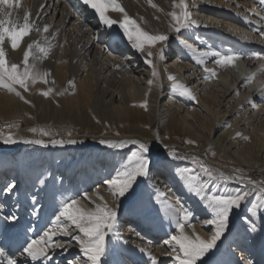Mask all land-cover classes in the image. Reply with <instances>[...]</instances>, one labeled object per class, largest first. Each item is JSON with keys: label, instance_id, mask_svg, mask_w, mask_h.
Instances as JSON below:
<instances>
[{"label": "bare ground", "instance_id": "obj_1", "mask_svg": "<svg viewBox=\"0 0 264 264\" xmlns=\"http://www.w3.org/2000/svg\"><path fill=\"white\" fill-rule=\"evenodd\" d=\"M119 2L144 31L168 32L170 16L167 14L174 10L173 0H152L162 11L151 7L147 0ZM188 3L192 19L198 21L200 26L182 35L192 45L196 43L193 47L198 51L208 48L221 52L237 49L245 55H264V38L254 31L264 27L259 17L253 14L264 13V5L258 0H195L194 6L192 0H188ZM12 11L14 18L18 15L22 19L25 12H30L33 17L38 15L37 23L41 27L48 25L50 32L58 33L54 41L57 47L38 65L41 70L50 71L49 85L37 83L30 93H23L32 102L30 105L0 90V122L12 118L20 126V136L26 139L40 138L28 129L43 127L59 132L57 138L77 140L76 144L66 143L62 147L49 144L41 150L22 140L15 144H4L6 153L20 151L12 157L16 163L14 171L8 174L17 187L11 193L6 192V186L1 187L5 184V178L0 185V214L14 212L20 217L16 232L10 233L7 240L17 259L24 260L17 249L18 239L24 237L25 230H28L29 239L42 235L50 226L54 207L58 208L60 202L68 196L88 192L96 199L94 193L99 187V196L109 204L112 203L103 180L112 172L113 164L135 149L130 147L124 153L114 155L112 150L99 144L101 139H138L149 144L150 156L153 161L157 158L159 163L153 164V178L148 185V192L153 191L151 185L155 184L172 206L183 205L190 210L193 227L186 229V232L190 234L194 231L204 239L210 235V226L204 223L205 219L210 218V211L175 174L177 166H194L188 161H171L169 157L160 160L159 146L164 149L166 146L168 149L179 146L182 144V136L186 141H194L188 148L207 160L208 165H218L228 168V171L245 168L246 171L257 173L261 181L264 180V84L259 85L260 81H264V61L241 59L234 66L220 68L214 65V58H211L207 67L214 68L217 75L205 81V73L194 63L190 53L176 41L177 34L169 32L170 46L166 50L165 61H156L153 57L160 73V87H152L147 96L149 107L145 111L139 105L149 89L147 81L152 78L151 68L145 64V57L122 38V32L116 25L110 29L105 28L98 22L93 11L82 5L80 0H20V6ZM108 14L113 19H121L119 13ZM78 15L84 18L86 24L78 21ZM38 38L33 33L25 37L16 51L9 47L8 58L21 63L26 44ZM173 42L186 52L174 50L171 47ZM234 43H244L245 48ZM159 47L156 45L151 51L155 54ZM168 74L174 75L178 82L188 87L196 100L172 94ZM249 77L253 79L245 85ZM53 80L54 84L51 83ZM69 81H74V90ZM48 86L53 87L52 95L49 98L39 95V91L46 90ZM59 92H64V95H56ZM249 100H252L255 108L248 103ZM93 117L101 123H96ZM69 131L72 132L71 137L67 136ZM237 132L241 133L240 137L236 136ZM43 139L46 142L49 140L48 137ZM209 149L216 153L215 157ZM30 151H33L34 156H28ZM40 155L47 157V160L40 158ZM7 159L0 152V180L10 167L7 164L11 165ZM62 164L67 165L68 170H64ZM55 169L60 171L58 176L54 173ZM47 170L49 182L55 189L54 197L48 193H37L40 186L37 178L43 177ZM28 171H32L31 174H27ZM21 175L27 177L26 185L17 182L16 179ZM239 187L237 184L217 181L214 186L209 185L207 192L232 193ZM28 188L31 190L29 193ZM255 196L254 193L251 199L254 200ZM33 197L39 202L37 206L40 212L37 217L31 215ZM197 211L199 215L200 211L204 213L206 218L198 221ZM121 214V217L127 215L131 218L129 229L132 232L128 239L123 238L128 233L126 230L121 232L125 222L121 220L120 239L108 238V264H147L146 257L139 252L140 247L151 248L159 264H164L165 259L168 264H174L172 257L167 254V245L162 244L163 239L174 232V228L163 213H158L156 207L147 210L139 207L129 210L124 207ZM256 222L259 224V219ZM234 223L236 227L232 232L218 242L220 252L216 264L221 261L225 264H238L240 258L244 257L239 248L248 251L255 264H264V247L258 241L245 240L243 223L235 218ZM163 235L165 238L157 242ZM56 239L66 247L55 249L54 264H62L64 259L67 261L64 264H68V261L79 258V248L71 236H58ZM240 241L244 245H240ZM238 254L240 256L237 259Z\"/></svg>", "mask_w": 264, "mask_h": 264}, {"label": "snow or ice", "instance_id": "obj_2", "mask_svg": "<svg viewBox=\"0 0 264 264\" xmlns=\"http://www.w3.org/2000/svg\"><path fill=\"white\" fill-rule=\"evenodd\" d=\"M258 2L264 5V0H258ZM80 3L92 10L98 22L105 28L110 29L116 25L122 32V38L128 41L131 48L145 57L144 62L151 68L152 77L147 81L149 89L145 93V99L139 105L145 111L149 107L147 96L152 87H160V73L153 57L156 61H165L166 50L170 46L169 32L177 34L176 41L190 53L194 63L205 73L203 77L205 81L211 80L217 75L214 68L207 67L211 58H214V65L220 68L234 66V63L241 59L264 61V55L260 53L245 55L236 50L221 52L212 48L198 51L193 47L182 35L183 32L200 26L198 21L192 19L188 0H173L172 8L174 10L167 14L170 16L168 32L164 33L144 31L137 21L129 16L119 0H80ZM147 3L157 11H162L152 3V0H147ZM194 3L195 0H192L193 6ZM19 6L20 0H0V90H5L24 104L30 105L32 102L23 93H30L37 83L49 85L50 71L41 70L38 65L47 59L57 47L54 41L57 40L58 33L50 32L48 25L41 27L37 23L39 16L33 17L30 12H25L22 19L18 15L14 18L12 10ZM110 12L121 14V19L111 18L108 14ZM253 14L264 23V13L254 12ZM78 21L86 24L80 15H78ZM254 31L264 38V27ZM33 33H36L39 38L26 44L22 62L11 61L8 58L7 49L10 47L12 51H16L24 42L25 37H29ZM156 45H160V47L154 54L151 49ZM167 79L171 82L170 91L172 94L196 100L191 90L178 82L174 75L168 74ZM252 79L253 77L247 78L245 85ZM51 83L54 84V80ZM69 84L74 90V81H69ZM52 93L53 87L51 86H48L46 90L39 91V95L44 98H49ZM238 94L237 91L236 95ZM56 95H64V92L56 93ZM262 95H264V90H262ZM248 103L255 108L252 100H249ZM93 119L96 120V123H101L96 117ZM225 126L230 127L228 124ZM7 127L18 128L19 125L14 123ZM28 131L40 138L21 137L20 139L27 144L44 147L51 144L62 147L66 143H77L75 139L57 138L60 135L59 132H53L43 127H32ZM115 135L119 136V133ZM67 136L71 137L72 132H67ZM236 136L240 137L241 133L237 132ZM43 137H48L49 140L46 142ZM157 139H159L158 136ZM243 139L247 140L248 138L243 137ZM17 142V138L11 133L4 134L0 131V143L15 144ZM186 143L193 144L194 141L189 140ZM99 144L112 150L114 155L124 153V150L130 147L135 149L124 154L119 162L113 164L112 172L103 180V185L111 197L112 203L109 204L102 196H99V187L95 189L96 199L88 192H77V195L63 199L58 208L54 210L53 218L49 221L50 226L44 230L42 235L29 239L27 237L28 230H25L24 237L18 239L17 251L19 256L24 258L23 261L16 258V253L7 244L9 234L17 230L20 217L14 212L0 216V228L3 229V232L0 233V236L3 237L0 240V264H54L55 249L66 247L64 243L56 239L58 236H71L79 248V258L68 261V264H108L106 259L109 256L108 238L120 239L121 212L124 207L129 210L137 207L144 210L156 207L158 213H163V216L169 220L170 226L174 228V232L168 234L167 238L162 241L163 245H167L169 249L167 254L172 257L174 264H216L220 252L218 242L236 227L234 218L243 223L245 240L258 241L264 247V181L257 183L243 174L240 169H233L231 174L225 173L211 167L199 157L189 158L166 146V152L171 161L190 160L194 166L192 168L177 166L175 174L183 185L190 189L192 194L197 196L203 206L210 211V218L204 220V223L210 226V235L209 238L204 239L194 231L190 234L186 232V229L193 227L190 210L184 208L183 205L172 206L155 184L151 185L153 191L148 192V185L153 178L154 164L150 156L149 144L138 139H101ZM208 151L215 157L214 151L211 149ZM201 177L206 179H201ZM53 179L55 180V178ZM217 181L222 184H237L240 187L232 193L208 194L209 185L214 186ZM37 182L41 186L46 187L47 185V181L40 177L37 178ZM16 187L17 185L11 182L6 185L5 191L11 193ZM253 190L256 194L254 200L251 199L254 194ZM146 193L147 198H145ZM38 203L33 197L31 212L33 217L39 215ZM257 219L260 221L259 224L256 222ZM5 221L6 223H3ZM139 252L146 257L147 264H159L158 258L153 254L151 248L140 247ZM220 264H225V262L221 261ZM238 264H255V261L250 257H241Z\"/></svg>", "mask_w": 264, "mask_h": 264}, {"label": "rangeland", "instance_id": "obj_3", "mask_svg": "<svg viewBox=\"0 0 264 264\" xmlns=\"http://www.w3.org/2000/svg\"><path fill=\"white\" fill-rule=\"evenodd\" d=\"M185 34V33H184ZM193 43V42H192ZM194 44H196V43H193V45ZM235 45H236V43H234ZM122 46V45H121ZM232 46H234V45H232ZM236 46H238V47H240V48H245V44L244 43H238V45H236ZM124 47V46H123ZM171 47L174 49V50H177V51H180V52H182V53H185L186 51H184V49L182 50V49H180V47H179V45L178 44H175L174 42L172 43V45H171ZM237 47V48H238ZM124 48H126V47H124ZM235 48V47H234ZM234 50V49H233ZM235 50H237V49H235ZM238 52L240 51V50H237ZM264 84V81L262 80V81H260L259 82V85H263ZM18 124V122H16V121H14L12 118H10V119H6L5 121H2V122H0V131H2L4 134H8V133H11L14 137H16L17 138V140H18V142L19 141H21V136H20V130H19V127L18 128H8L7 127V125H9V124ZM19 125V124H18ZM9 129V130H8ZM181 138V142H182V144L181 145H179V146H175V147H173V148H169V149H174V150H176L177 151V153H179V154H183V155H187L189 158H191L192 156H196V157H199L200 159H202V160H204L207 164H209V162L207 161V160H205V159H203L202 158V156H199V155H197V154H194L193 152H192V150L190 149V148H188L189 146V144L188 143H186V139H184L182 136L180 137ZM5 146L6 145H4V144H1L0 143V152H1V154H3L4 155V158L6 159V158H8L7 159V161H9L10 162V164L11 165H9V164H7V166H10V167H8L7 168V171L6 172H4V177H3V179H1L0 180V185H2V182H3V180H4V178L6 179V180H4V182H5V184H3V186H1L2 188L3 187H5L7 184H9L10 182H12V177L11 176H8V174H9V172L11 171V172H13L14 171V164L16 163L13 159H12V157L14 156V155H16V153H19V152H14L13 154H9V153H6L5 152V150H4V148H5ZM31 146L32 147H35V148H39L40 150L43 148V146H41V145H33V144H31ZM159 152H160V155H159V159L160 160H164V159H166V158H168V154H167V152H166V149H164V148H162V147H160L159 146ZM187 150V151H186ZM189 151V152H188ZM192 154V155H191ZM194 154V155H193ZM190 155H191V157H190ZM28 156H34V153H33V151H30L29 153H28ZM40 158H43L45 161L47 160V157H45V156H43V155H40ZM188 162H190V160L188 161ZM48 163V162H47ZM154 163H156V164H158L159 162L157 161V158L154 160ZM63 165V164H62ZM153 167H154V165H153ZM211 167H213V168H215V169H219V170H221V171H223V172H225V173H229V174H231L232 173V171L229 169V171H228V168H221V167H219L218 165H216V166H213V165H211ZM64 170H68V166L67 165H63V167H62ZM240 170L242 171V173L243 174H245L246 176L248 175L251 179H253L254 181H256L257 183H259V182H261V179L258 177V174L257 173H253V172H251L250 170H247L248 171V173H247V171H246V169L245 168H240ZM250 171V172H249ZM31 172L32 171H28L27 172V174H31ZM48 170L47 171H45V175L43 176V177H41V178H43V179H45L46 181H47V185H46V187L45 186H38V189H37V193H48L49 194V196L50 197H54V192H55V189H54V187L52 186V184L49 182V174H48ZM3 173V172H2ZM57 176L60 174V171H59V169H55V172H54ZM167 178V177H166ZM165 178V179H166ZM17 182L18 181H21L22 182V184H27V177L25 176V175H21L20 177H18L17 179ZM15 180V181H16ZM69 181H70V179H69ZM264 181V180H263ZM9 182V183H8ZM239 186V185H238ZM29 190V191H28ZM29 192H31V190L28 188L27 189V193H29ZM253 193H255L254 192V190H253ZM3 194H4V192H3ZM254 195V194H253ZM24 206V205H23ZM56 208L54 207V210H55ZM197 214V216H198V221L199 220H201V219H205L206 218V215L203 213H201V211H200V214L201 215H199V211H197L196 212ZM122 215V214H121ZM0 216H2L1 214H0ZM196 216V217H197ZM203 216V217H202ZM122 221H125L124 223H123V226L121 227L122 229H121V232H124V230H126L125 232L126 233H128L127 234V237H123V238H126V239H128L129 238V235H130V233L132 232L131 231V229H129L130 228V226H129V224H130V221H131V218L129 217V216H127V215H123L122 216V219H121ZM237 221V220H236ZM125 227V228H124ZM137 227H139V226H135V228H137ZM120 230V229H119ZM163 238H165V235H163V236H160L159 237V239H158V241L157 242H160ZM74 243V242H73ZM75 245H76V243H74ZM239 244L240 245H244V243L243 242H239ZM241 248H239V251H242L241 253H243V255H244V257H249V253H248V251H246V250H244V249H241ZM238 251V250H237ZM238 253V252H237ZM240 253V252H239ZM239 256H240V254H238L237 255V259L239 258ZM125 257H129V255H125ZM132 260H135L133 257H130ZM127 259V258H126ZM255 259V258H254ZM65 262H67L66 261V259H64L63 260V263L62 264H64ZM133 264H137L136 262H133ZM164 264H168V262H167V259H165V262H164Z\"/></svg>", "mask_w": 264, "mask_h": 264}]
</instances>
